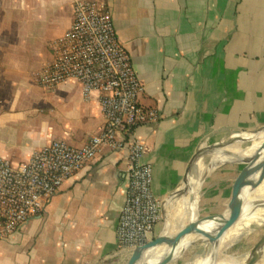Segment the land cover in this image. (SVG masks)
I'll use <instances>...</instances> for the list:
<instances>
[{"label": "crops", "instance_id": "0c3cea01", "mask_svg": "<svg viewBox=\"0 0 264 264\" xmlns=\"http://www.w3.org/2000/svg\"><path fill=\"white\" fill-rule=\"evenodd\" d=\"M105 1L143 84L140 102L161 113L134 128L141 161L153 166L159 222L177 192L188 196L187 177L202 170L203 208H222L232 192V158L254 146L251 133L264 137V0ZM72 3L0 0V156L13 162L52 138L81 146L105 125L98 93L85 94L77 79L52 87L35 81V71L52 61L51 42L71 24ZM127 153L109 149L68 178L44 211L0 240V264H125L129 250L119 247L116 230ZM261 220L240 222L226 240L249 251ZM165 224L153 239L179 223L164 232Z\"/></svg>", "mask_w": 264, "mask_h": 264}, {"label": "built area", "instance_id": "2783aa9c", "mask_svg": "<svg viewBox=\"0 0 264 264\" xmlns=\"http://www.w3.org/2000/svg\"><path fill=\"white\" fill-rule=\"evenodd\" d=\"M71 24L51 42L52 61L35 71L37 83L52 87L77 79L85 92L98 93L104 127L81 146L52 138L20 162L0 156V240L44 211L61 185L109 149L125 148L128 180L117 220L119 247L133 250L153 240L162 202L152 190L153 166L143 163L144 145L134 128L160 119L158 109L144 106L143 91L131 55L118 40L105 0H73Z\"/></svg>", "mask_w": 264, "mask_h": 264}, {"label": "water", "instance_id": "95a60500", "mask_svg": "<svg viewBox=\"0 0 264 264\" xmlns=\"http://www.w3.org/2000/svg\"><path fill=\"white\" fill-rule=\"evenodd\" d=\"M241 139L242 137L238 135L235 140L231 142H225L222 144V146L229 145ZM261 148L264 151V137L258 144L248 148L247 150H244L243 155H247L251 152L258 153L259 149ZM253 190H255V196H263L262 198H264V180L262 184L257 185L252 189V191ZM253 196L249 195V199L244 204L237 207L233 205L229 206V208L212 206L208 207L206 210L204 209L203 211L194 214L192 218H190L184 224L177 226L172 231L164 235H160L148 243L130 250L128 252L125 264H197L194 261L192 262L193 257L181 255V253L192 244L189 243L190 231L194 229H200L210 224L215 225V227L218 229L221 227V233L219 238L215 241L214 246L210 249L204 250L203 257H200V261H202L208 256V253L212 249L214 252L217 251L219 246L222 245L226 240L228 234L240 222L253 219L258 220L264 216V203H259V199L254 200V198H252ZM256 208H262L261 212L255 213ZM256 246V254H258L256 257H254L251 264H255L261 256L260 251L264 246V232L260 235L258 244ZM158 247H160V249L156 254L139 261L141 255ZM251 251L249 253H251Z\"/></svg>", "mask_w": 264, "mask_h": 264}, {"label": "bare ground", "instance_id": "6f19581e", "mask_svg": "<svg viewBox=\"0 0 264 264\" xmlns=\"http://www.w3.org/2000/svg\"><path fill=\"white\" fill-rule=\"evenodd\" d=\"M243 152H240L232 158L234 161V165L236 167V173L233 178V187L232 192L229 193L227 198L223 201L222 208H229V206H239L244 204L250 196L255 194V190L252 191L257 185L262 184L264 180V167L262 166V162L260 163L261 170L257 165V160L259 159V155L261 156L263 153L262 148L257 152H251L247 155H243ZM254 161V163H253ZM185 186L188 187V197L190 200L189 208L187 213L185 212V220L178 224L182 225L190 218L189 212H193L197 214L203 210V204L200 196V189L202 186V179L196 182V184H192L191 180L187 177L184 181ZM263 197V196H262ZM257 196H253L254 200L259 199V203H264V198ZM173 227V224L170 221H167L164 226V232L170 230ZM264 232V224L259 228V235L256 238L252 248L250 249L251 253H248L244 264H251L252 260L256 255V245L258 244L260 235ZM168 233V232H167ZM221 233V227L218 229L215 225L210 224L208 226L202 227L200 229H194L190 231L189 234V245L182 253V256L186 257H197L203 254L204 250L210 249L215 244V241L219 238ZM166 234V233H165ZM164 235V234H162ZM249 251V252H250ZM147 252L141 255L139 261L144 260ZM209 264H216V262H210Z\"/></svg>", "mask_w": 264, "mask_h": 264}, {"label": "rangeland", "instance_id": "374dc122", "mask_svg": "<svg viewBox=\"0 0 264 264\" xmlns=\"http://www.w3.org/2000/svg\"><path fill=\"white\" fill-rule=\"evenodd\" d=\"M258 43H261V42L258 41ZM36 90H38V89H36ZM262 134H263L262 131L251 133V135L255 136L254 137L255 141H254V143H252L253 145L258 144L261 141ZM240 145H242V144L240 143ZM238 148H241V146ZM236 153H240V152H236ZM232 156H233V153L229 154L227 156V158L229 159ZM13 161H17V160L13 159ZM261 162L264 163L263 158L259 157V159L257 161V165L259 166L260 170H261V167H260ZM232 163L235 164L234 161ZM203 173H204V170H202V173L198 177L195 176V178H194L193 176H191V181L193 183L199 181L201 178H203ZM235 173H236V169H235ZM189 203H190L189 197L187 195L185 196V190L184 189L177 192L175 194V199L171 200L170 208H168L167 221H170L174 226L175 224L180 223L181 221L185 220L184 216H185V212L187 213V211H188ZM189 215L191 217L194 215V213L189 212ZM165 221H166V218L163 219L162 222H159L156 225V227L154 229L155 236H157L159 234L158 232L161 229L162 225L165 224ZM261 221H260V223H261ZM263 224H264V220L262 221V223L259 227H261ZM245 244H246V242H243V245H245ZM213 246H214V244H213ZM248 248L249 247L241 246L239 249H237L236 247H234L232 245V239L229 241V238H228L222 245L219 246L217 251L214 252L212 249L208 253V256L205 257L202 261H200V257H203V254H201L197 257H193L192 262L194 261L197 264H209L210 262H216V264H244L247 257L249 256ZM257 254L255 255V257L257 256ZM260 254H261L262 258H261L259 264H263L264 263V246L261 248Z\"/></svg>", "mask_w": 264, "mask_h": 264}]
</instances>
